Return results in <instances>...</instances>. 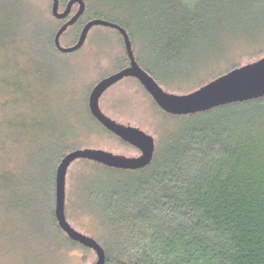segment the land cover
<instances>
[{
    "label": "trees",
    "instance_id": "trees-1",
    "mask_svg": "<svg viewBox=\"0 0 264 264\" xmlns=\"http://www.w3.org/2000/svg\"><path fill=\"white\" fill-rule=\"evenodd\" d=\"M83 1L84 14L68 30L94 19L119 25L133 49L143 41L152 67L135 58L156 82L165 73L199 88L239 67L235 58L245 46L264 56V0ZM67 2L59 0L61 10ZM3 13L0 51L20 40L14 17ZM55 33L41 39L60 53ZM128 64L127 57L119 61L114 73ZM156 108L165 125L147 167L123 171L84 161L104 183L89 194L85 211L100 229L106 264H264V98L187 116ZM87 114L109 133L88 106ZM50 217L63 241L86 249L58 228L54 211Z\"/></svg>",
    "mask_w": 264,
    "mask_h": 264
},
{
    "label": "rangeland",
    "instance_id": "rangeland-1",
    "mask_svg": "<svg viewBox=\"0 0 264 264\" xmlns=\"http://www.w3.org/2000/svg\"><path fill=\"white\" fill-rule=\"evenodd\" d=\"M15 1L33 13L15 7ZM50 4V0H0V24L6 20L4 9L14 17L20 37L0 51V264L94 263L93 252L70 246L53 227L51 170L55 179L56 159L63 151L92 148L125 157L139 155L135 148L102 131L87 114L92 88L126 58L120 38L112 30L96 27L79 51L56 53L41 39L46 33L52 36L59 25L51 16ZM80 28L68 30L61 45L71 46ZM142 47L139 39L134 55L150 69L152 63L144 58ZM253 53L245 46L235 58L239 67L264 57ZM157 80L170 94H187L197 88L188 79H171L165 73ZM99 106L110 119L138 128L158 142L165 119L137 81L123 79L104 93ZM89 172L84 161L70 166L65 215L75 230L99 241L96 219L85 210L92 205L89 194L104 183Z\"/></svg>",
    "mask_w": 264,
    "mask_h": 264
},
{
    "label": "water",
    "instance_id": "water-1",
    "mask_svg": "<svg viewBox=\"0 0 264 264\" xmlns=\"http://www.w3.org/2000/svg\"><path fill=\"white\" fill-rule=\"evenodd\" d=\"M73 8H76L74 15L63 23L54 35L53 42L58 52L70 54L79 51L84 46L90 31L96 27H101L116 31L120 35L129 62L128 67L108 75L92 88L88 96L87 106L90 115L98 124L122 142L135 148L139 155L137 157H125L100 149H75L60 159L55 170L54 218L58 228L69 240L94 253L96 260L92 264H106L105 252L101 245L94 238L75 230L67 221L65 215L67 172L70 166L77 161H88L109 169L123 171L141 170L152 162L156 143L150 135L138 128L117 123L107 117L99 106V101L104 93L123 79L131 78L139 83L155 105L165 114L187 116L204 113L218 107L264 98V57L237 67L187 94H170L164 91L139 66L127 32L117 24L101 19L88 21L82 27L75 44L63 47L60 43L62 36L81 18L86 5L83 0H68L65 8L61 10L59 0H51L50 13L52 18L57 21L67 19Z\"/></svg>",
    "mask_w": 264,
    "mask_h": 264
},
{
    "label": "flooded vegetation",
    "instance_id": "flooded-vegetation-1",
    "mask_svg": "<svg viewBox=\"0 0 264 264\" xmlns=\"http://www.w3.org/2000/svg\"><path fill=\"white\" fill-rule=\"evenodd\" d=\"M75 12H76V8H73V10H72L70 16H69L67 19L61 21V23L63 24V23H65L66 21H68V20L74 15ZM128 66H129V64H128L126 67H128ZM126 67H125V68H126ZM133 80H134V79H133ZM135 81H136V80H135Z\"/></svg>",
    "mask_w": 264,
    "mask_h": 264
}]
</instances>
